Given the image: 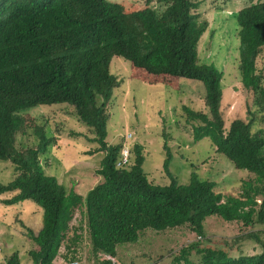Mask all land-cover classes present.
<instances>
[{
  "label": "trees",
  "instance_id": "16d2710c",
  "mask_svg": "<svg viewBox=\"0 0 264 264\" xmlns=\"http://www.w3.org/2000/svg\"><path fill=\"white\" fill-rule=\"evenodd\" d=\"M201 3L141 0L137 9H130L107 0H0V161L10 162L14 169L13 179L0 184V195H10L1 204L31 201L42 210V226L36 233L21 225L34 246L27 252L31 264H52L62 244L63 261H80L73 259L81 226L70 227L79 208L91 254L102 259L96 264H114L116 248L136 243L144 230L184 225L201 242L181 248L170 264H264V63L257 65L264 57V0L233 14L238 29L237 70L251 100L245 119L227 125L221 107L222 73L198 61L197 46L208 27L200 18ZM113 57L149 76L203 84L206 113L187 107L182 111L192 124L193 142L208 139L215 154L250 175L237 197L215 192L212 181L193 172L188 184H178L168 171L166 143L162 168L168 184L147 178L139 145L134 146L133 157L129 150V164L116 167L122 145L106 143L107 109L121 83L110 72ZM60 104L71 107L93 135L97 147L92 153H103L95 172L100 181L83 196L67 192L44 173L39 156L55 139L43 128H34V147H15L23 121L16 116ZM212 216L240 223L249 231L231 239L207 237L203 223ZM244 242L253 244L255 253L244 254ZM0 264L20 262L13 253Z\"/></svg>",
  "mask_w": 264,
  "mask_h": 264
},
{
  "label": "rangeland",
  "instance_id": "374dc122",
  "mask_svg": "<svg viewBox=\"0 0 264 264\" xmlns=\"http://www.w3.org/2000/svg\"><path fill=\"white\" fill-rule=\"evenodd\" d=\"M121 3L130 9H137L141 0H107ZM200 18L208 23L201 36L197 54L200 63L212 64L222 73V113L226 125L233 119H245L246 105L251 97L240 83L237 70L238 37L234 13L256 0H200ZM264 57L258 59L261 67ZM110 72L121 81L114 89L107 122V144L126 145L131 150L135 145L142 147V171L156 184H168L169 178L162 164L166 152L170 154L168 171L181 185L189 183L193 172L202 180L212 181L215 192L223 196L237 197L242 181L250 179L245 171L235 170L222 155L215 154L208 139L193 142L192 128L186 122L182 107L206 113L203 106L204 87L200 81L186 78L149 76L139 70L131 69L128 62L113 57ZM156 81L155 84L150 82ZM19 126L15 135V147L22 150L34 147L37 138L34 128H43L48 137L55 142L39 163L46 175L57 179L65 190L78 195L96 185L100 178L96 175L103 153H92L97 144L91 141L93 135L75 117L73 109L66 104L39 107L24 111L16 116ZM195 124V123H194ZM225 125V126H226ZM130 134L131 139L124 137ZM91 154V155H90ZM13 166L8 161H0V184L5 185L14 177ZM0 195V262L16 253L20 264H31L27 252L34 248L25 230L36 233L42 226V210L31 201H23L13 206H4L1 200L9 197ZM81 209L74 211L70 227L81 226L77 254L74 259L84 264H96L90 251L88 233L80 216ZM205 236L231 239L249 231L240 223H226L214 216L203 223ZM71 236V229L66 237ZM264 238V236H261ZM193 242H201L187 225L164 231H142L134 244H124L116 248L114 264H170L179 250ZM243 253L253 254V244L244 242ZM63 244L58 250L61 264ZM195 259V257H192Z\"/></svg>",
  "mask_w": 264,
  "mask_h": 264
},
{
  "label": "built area",
  "instance_id": "2783aa9c",
  "mask_svg": "<svg viewBox=\"0 0 264 264\" xmlns=\"http://www.w3.org/2000/svg\"><path fill=\"white\" fill-rule=\"evenodd\" d=\"M125 141H129L131 139V135L128 134L124 137ZM130 148L126 145L122 146V149L120 150L119 153V157L116 161V167L120 168V167H124L127 164H129V153ZM70 264H84L83 261H74V262H70Z\"/></svg>",
  "mask_w": 264,
  "mask_h": 264
},
{
  "label": "crops",
  "instance_id": "0c3cea01",
  "mask_svg": "<svg viewBox=\"0 0 264 264\" xmlns=\"http://www.w3.org/2000/svg\"><path fill=\"white\" fill-rule=\"evenodd\" d=\"M58 258H59V257H56V258L53 260L52 264H61L62 260H59Z\"/></svg>",
  "mask_w": 264,
  "mask_h": 264
}]
</instances>
